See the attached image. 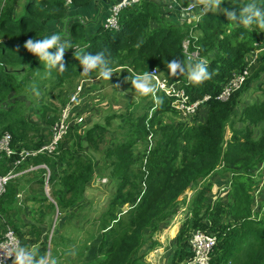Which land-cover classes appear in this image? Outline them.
Wrapping results in <instances>:
<instances>
[{"label": "trees", "instance_id": "16d2710c", "mask_svg": "<svg viewBox=\"0 0 264 264\" xmlns=\"http://www.w3.org/2000/svg\"><path fill=\"white\" fill-rule=\"evenodd\" d=\"M178 1L187 5L197 0ZM90 2L72 0V5L83 7ZM231 2L221 0L217 6V1L210 0L213 9L193 26L185 20L168 19L161 0H142L121 12L118 30H104L99 25L92 31L89 21L67 15L65 0H0V136L9 132L11 147L16 150L36 149L46 143L51 126L76 85L81 80L88 81L89 85L83 84L87 93L96 84L89 83L98 76L95 72L87 77L80 74L75 54L81 50L95 53L106 49L113 71H120L124 77L121 82L127 88L126 77L134 79L152 68H157L168 82L184 79L185 75H170L167 62H188L182 40L192 36L190 40L197 45L199 58L208 62L211 73V78L203 83L189 81L184 86L192 100L204 94L211 96L192 116L179 115L161 93L159 105L150 95L148 100L149 96L130 98L123 113L108 114L103 123L94 122L84 129L73 123L55 151L29 157L17 169L29 164H43L46 168L38 167L23 181L16 177L8 180L0 196V231L11 226L21 246L27 241L37 242L36 222L57 209L64 220L52 233L56 236L52 255L58 258L65 254L71 260L64 245L73 242L76 235L64 225L82 209L90 181L100 175V169L107 168L106 176L115 188L88 240L74 251L78 256L76 264H143L144 255L157 245L156 241L149 242V236L167 222L182 203L178 198L192 188L196 192L189 206L191 216L175 235V247L168 255L171 264H182L189 256L188 237L197 228L217 235L209 264H264V210L260 213L264 200L259 205L262 209L256 210L259 208L253 185L254 170L264 165V50L256 55L251 72L239 89L225 101L214 98L232 73L243 70L254 51L264 46L259 26L235 25L218 9L221 6L238 12L251 0ZM255 2L264 7V0ZM56 20L63 25L54 33L68 40L71 47L63 53L64 71L53 69L49 74L24 44L30 38L51 34V23ZM256 80L259 95L244 102V92ZM30 87L52 96L48 101L40 99L37 107L43 125L26 120L19 99H10ZM202 105H206V115L195 122ZM239 105L243 107L236 114ZM134 107L140 112L136 113ZM175 115L179 117L173 119ZM115 116L128 126L121 131V139L109 132ZM107 134L111 141L104 145ZM138 141L143 146L135 151ZM11 157L0 153V174L11 168L16 156ZM47 170L52 201L39 191L44 187ZM216 170L227 174L229 190L224 200L208 203L212 182L200 181ZM22 189L25 192L21 199L17 193ZM28 202L36 206L26 205ZM41 207L44 212H40ZM37 215L39 220L35 222L22 217ZM23 235L30 239H22ZM52 235L49 242H53ZM45 244L43 241L40 246L44 248Z\"/></svg>", "mask_w": 264, "mask_h": 264}, {"label": "rangeland", "instance_id": "374dc122", "mask_svg": "<svg viewBox=\"0 0 264 264\" xmlns=\"http://www.w3.org/2000/svg\"><path fill=\"white\" fill-rule=\"evenodd\" d=\"M209 1L210 0H197L192 3L203 5L204 10L206 9V11H209L213 9V7L209 5ZM226 1H232L230 3L232 4L234 1H238V0H226ZM70 4H72V1L69 3L66 2L67 6ZM218 9L220 13H223L221 11L223 7L220 6L218 7ZM98 77L99 76L95 78H91L89 80L90 84H94V83L96 84L94 85L93 88H90V90H87L88 91L87 93H84L83 95L84 98L82 100H81V97L80 99L78 98L77 103L75 104V108H74L75 116L77 117L82 116V118L84 119V120L82 119L83 121L80 123L81 129H84L85 127L89 126L91 123H94V122L103 123L104 122L103 118L108 114L116 113L118 115L119 113H123L124 112L123 108L125 107L126 103L129 102L130 98L132 100L141 99L140 95L137 93L136 89L131 84L132 79H130L129 77H126L125 78L126 81H124V84L127 86V88L123 86V82H121V80L124 77L122 76L119 70H114L112 75L109 77V80H104L103 78H101V80H98L97 82ZM116 83L118 84L117 86H116ZM86 84H88V82ZM258 86H259V81L257 80L253 81L249 85L248 89L243 94L244 102L251 101L255 99L257 95H259L260 90ZM55 92H56V89L54 90V93ZM149 98L150 96L147 97L146 100H148ZM10 99H19V102H21V108L23 110V114L26 120L29 119L31 120V122L36 123L37 125H43L41 118L38 114L37 107H38L40 99H43L44 101H48L52 99V96L50 95V93H46L43 89L37 90V89L30 87L26 90H22L17 95L10 96ZM242 107L243 105L242 106L239 105V109H237L236 107V110H237L236 114ZM135 108L136 107H134V110L136 111V113H139L140 110L135 109ZM130 109H132V107H130ZM149 112H151V110ZM205 115H206V105H202L198 115L196 116L197 118L195 119V122L202 121ZM163 117L165 118V115ZM178 117L179 115H175L173 119L175 118L177 119ZM110 126L111 127H110L109 132L114 133L117 137H120L119 139L122 138L121 131H123L125 127L128 128L126 123L122 122L119 116H115V118L112 120V123H110ZM227 136H229L228 129H226V133H225V137ZM110 141H111V135L107 134L104 140V145L109 144ZM152 142H153V139L150 140L149 144L151 145ZM142 146H143V143L138 141L134 147V150L137 151L141 149ZM99 164H100V161L98 160V165ZM107 173H108L107 168L100 169L99 176L102 177L101 179L102 181H100V183L106 191H104L103 189H98L100 188V186H96V185L95 187L87 188L88 194L86 195L87 197H89V205L86 206V202H87L86 200L85 204L82 205L83 210L82 209L79 210V212H77L75 216H73V219L64 225V227L69 228L74 233V235H76V239L73 240V242L71 243L65 242V245H64L65 247L64 250L68 251L67 256L72 257L71 260L66 259L65 254L62 256H59L58 254L59 256L58 258L53 257L52 255V252L54 251L53 243H55L56 236L52 235L53 242H47V250H45V255H44V257L49 258L48 264L51 263L52 260L60 261V262L64 261L66 264H68L69 262H71V264L77 263L78 256L76 253H74V251L80 245L85 243V241L88 240L89 233L93 231V228L95 229L99 216L102 213L103 209L105 208L110 192L113 191L115 188L114 183L110 180V178L106 176ZM211 175H212L211 176L212 178H209V179H212V181H214V183L212 182V184L214 185L211 188L210 192L208 193L207 202L212 203L216 198H221L224 200V197L227 191L229 190V182L228 180H222L220 177L225 176L227 178L226 176L227 174H222L218 170H216ZM253 175H254L253 185L255 187L256 208H259L260 202L264 200V195H263L264 165L255 169L253 172ZM216 182H218V185H215ZM39 191L45 194L43 188H41V190L39 188ZM195 191H196L195 189L190 190L188 194V198H183L184 202L182 201L181 206L177 208L178 210L176 209V211L179 212L180 215H182L181 218L183 217L186 218L187 214L189 213L190 211L189 206L191 203V199L193 195L195 194ZM47 197L49 200L52 201V197L50 196V194H48ZM261 209L262 208H259L256 210H261ZM263 210H264V207L260 211V213H262ZM60 215H61L60 211L57 210L55 211V214H53V217L54 218L56 217V220H58V222L62 224L64 217L63 216L60 217ZM167 222H170V218L167 219ZM162 232H163L162 229L159 231L157 230V232L149 236L150 237L149 242L156 241L155 244H157V246H160L159 251L155 253V256L157 257L155 260L156 264H161L163 253L165 250L173 249L174 239H170L168 236H166L163 239L162 243L158 242L161 239L159 238V235ZM145 247L147 246H144V248ZM15 263L16 262L14 261L12 264H15ZM145 263H150V262H145ZM150 264H154V263H150Z\"/></svg>", "mask_w": 264, "mask_h": 264}, {"label": "built area", "instance_id": "2783aa9c", "mask_svg": "<svg viewBox=\"0 0 264 264\" xmlns=\"http://www.w3.org/2000/svg\"><path fill=\"white\" fill-rule=\"evenodd\" d=\"M72 0H65L69 3ZM91 1H106L107 2V14L104 17L101 26L104 30H118L120 28V15L121 12L129 8L142 0H91ZM165 11H178L187 23L193 24L195 26L201 17L205 14L203 5H198L196 3H189L187 5H182L178 0H165L164 3ZM191 33V32H190ZM190 37H186L182 40V50L185 54V58L188 62L195 61L199 58V51L197 45L191 42ZM192 48L190 49V47ZM264 50V47L258 48L249 57L246 67L239 71L233 72L232 76L228 81L221 87V90L215 95V99L219 101L227 100L230 95L239 89L244 83L246 78L251 72V67L253 66L256 55ZM253 56V57H252ZM149 73L153 83L156 86V95L163 93L168 99L170 106L176 109L180 115L183 117H189L194 115L199 106L203 104L206 100L210 99V94H204L201 98L191 99L189 93L185 90L184 86L189 84L187 77L174 82H168L167 79L161 75L157 68H152ZM88 82L81 80L69 95L66 103L62 106L59 112L58 119L53 123L50 129V136L48 141L36 149H25L21 148L19 150L11 147V134L9 132H3L0 136V153H3L6 157L16 156L13 158L11 168L3 174H0V196L4 193L6 183L8 180L15 178L18 174L23 171L17 168L29 157H32L38 153H52L56 150L58 143L67 134L70 126L73 123H80L84 120L82 116H75V104L78 98L81 100L84 98L83 84ZM83 119V120H82ZM38 167L46 168L45 165H33L29 164L26 170H36ZM49 176V171L45 174V183L43 190L46 195L49 194V186L47 183ZM217 241V235L211 233L204 229H194L190 232L188 237L189 244V256L182 262V264H209L211 259V253L213 247ZM20 239L14 232L13 228L6 225L5 228L0 231V264H12L14 259V249L21 247ZM40 264H48V258H45ZM150 264V263H144Z\"/></svg>", "mask_w": 264, "mask_h": 264}, {"label": "clouds", "instance_id": "9594fccd", "mask_svg": "<svg viewBox=\"0 0 264 264\" xmlns=\"http://www.w3.org/2000/svg\"><path fill=\"white\" fill-rule=\"evenodd\" d=\"M220 3L221 0H217V6ZM221 11L231 19L235 25H243L246 27L257 25L264 29V7L258 6L255 0H251V2L245 4L238 12L236 9L230 10L228 8L221 9ZM24 47L43 62L44 67L50 74L53 69H55L56 72L64 71L65 64L63 62V53L67 48L71 47V44L68 40L62 39L61 36L53 32L51 34H45L39 39H28ZM75 56L79 59V64L81 66L80 74L85 77L95 72L100 78L109 80V77L113 73L110 55L106 49H101L95 53L81 50L77 52ZM167 64L170 75H185L193 84H200L211 78L208 62L206 60L185 63L178 59H171ZM131 84L140 96L150 95L156 101L157 105L161 103L162 97L156 95V86L149 72L146 71L136 75L135 78L132 79ZM190 215L191 213L189 211V216ZM14 259L16 264H36L33 254L24 247H17L14 249ZM51 264H55V260H52Z\"/></svg>", "mask_w": 264, "mask_h": 264}, {"label": "crops", "instance_id": "0c3cea01", "mask_svg": "<svg viewBox=\"0 0 264 264\" xmlns=\"http://www.w3.org/2000/svg\"><path fill=\"white\" fill-rule=\"evenodd\" d=\"M161 2L164 5L165 0H161ZM67 9H68L67 15L76 17L77 19H80L83 21H87V22L89 21V23H88L89 29H91L92 31H95L96 28L99 25H101L104 17L107 14V2L106 1H95V2L91 1L89 4H87L86 6H83V7H78V6L70 4V5H68ZM164 13H165L166 17L168 19H170L171 21L177 22V21L183 20L182 15L180 13H178V11L172 10V11H166ZM76 18H74V19H76ZM62 25H63V23H61V21H59V20L53 21L51 23V27H52L51 33L58 32L62 28ZM260 36L264 39V29H262V28H261ZM98 80H101V78L98 77L97 82H98ZM20 171H23V172L18 174V176L15 179L23 181V179H25L26 176H28L30 173L34 172L35 170L28 171V170H26V168H23V169H20ZM211 176L212 175L210 174L205 179H202V181H200V183L203 182L204 180H209V181L214 183V181H212V179H209V178H212ZM220 178L222 180L227 179L225 176H221ZM101 179H102L101 176H94V178L92 179V181H90V184L87 188L95 187V185H96V186H100V188H98V189H103L104 191H106L100 183V181H102ZM213 185L214 184H212L211 188L213 187ZM215 185H218V182H216ZM190 190H188L181 197H179L178 200L180 202L181 201L184 202L183 198H188L187 194L190 192ZM24 192H25V189L19 190L17 193V197L18 198L21 197V199H22V197L24 196L23 195ZM86 194H88L87 189H86L85 195ZM86 198H87V202H86V206H87V205H89V197H87V195H86ZM217 199H221V198H216L215 200H217ZM83 204H85V203H83ZM181 204L182 203H180L178 207H180ZM26 205H28L30 207L36 206V204H34V203L32 204L30 202H28ZM39 210H40V212H44V210H42V207L39 208ZM56 211H57V209H56ZM54 214H55V212H54ZM181 216L182 215H180V213L176 211L172 216L169 217L170 222H165L159 227L158 231L162 229L163 232L159 235V238H161V239L158 242L162 243L163 239L166 236H168L170 239H175V235H176L179 227L184 223L183 221L187 218V216H189V213L187 214L186 218L185 217L181 218ZM22 217L24 218L25 221L35 222V220H39V215H37L36 218H32V216L31 217L22 216ZM77 218H79V217H77ZM42 220L43 221H41V222H36L38 225V229H39L37 242L27 241L26 245L21 246L33 254V258H34V261L36 262V264L42 263V261L45 258H47V257H44L45 250H47L46 244H47V242H49V239H50L52 233H54L55 228L58 224V220H56V217L55 218L53 217V214L45 215ZM168 227H170V228H168ZM22 239H30V236L29 235H23ZM43 241L46 242V244H45L46 247H44V248L42 246H40V243ZM173 241H174L173 242V249H174L175 240H173ZM159 249H160V246H157V245L153 249H150L149 252H147L144 255V257H143L144 262L143 263L150 262V263L156 264L155 260L157 257L155 256V253L158 252ZM173 249L172 250L167 249L164 251L161 264H171L170 257L168 255H170L171 252H173ZM143 252H145V251H143ZM160 256H162V255H160ZM48 260H49V258H48Z\"/></svg>", "mask_w": 264, "mask_h": 264}, {"label": "bare ground", "instance_id": "6f19581e", "mask_svg": "<svg viewBox=\"0 0 264 264\" xmlns=\"http://www.w3.org/2000/svg\"><path fill=\"white\" fill-rule=\"evenodd\" d=\"M257 58V57H256ZM176 110V109H175ZM177 113V112H176ZM180 115V114H179ZM10 158H12V157H10ZM39 168H41V167H39ZM33 171V170H32ZM1 174H3V173H1ZM191 216V215H190Z\"/></svg>", "mask_w": 264, "mask_h": 264}]
</instances>
